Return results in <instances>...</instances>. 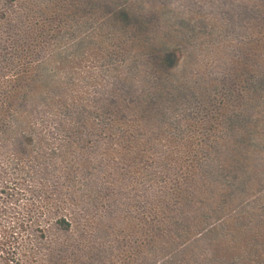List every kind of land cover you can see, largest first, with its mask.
I'll return each mask as SVG.
<instances>
[{
    "label": "rangeland",
    "instance_id": "374dc122",
    "mask_svg": "<svg viewBox=\"0 0 264 264\" xmlns=\"http://www.w3.org/2000/svg\"><path fill=\"white\" fill-rule=\"evenodd\" d=\"M263 7L264 0H0V101L7 103L0 118V236L12 231L24 241L22 264L47 255L44 240L71 236L56 221L69 219L72 190L78 199L94 198L95 191L91 195L80 183L90 175L101 179L97 162L104 140L99 133L114 128L111 134L125 141L111 119L146 129L133 134L136 143L158 145L146 151L150 159L144 166L141 153L122 152L134 163L130 170L115 162L123 183H97L96 193L112 199L103 210L114 199L133 200L132 210L123 208L117 216L142 232L137 212L145 206L151 213L146 203L150 197L157 200L163 183L152 178L162 163L161 149L177 146L168 141L178 143L188 121L204 124L218 112L225 114L212 150L202 153L198 160L203 162L196 165L198 185H213L212 191L221 194L212 203L216 210L196 207L194 218L205 223L202 230L173 243L150 244L143 237L138 246L132 238H104L102 253L90 263L264 264ZM168 53L182 59L173 69L156 68L158 58ZM58 121L65 132L64 125L53 131ZM234 132V140L226 138ZM241 142L248 149L238 165L224 153ZM225 159L228 166L222 164ZM213 162L219 166L214 173ZM138 194L137 204L133 195ZM73 210L86 226L83 213ZM185 218L190 216L177 215L170 222L173 235L177 229L187 231ZM108 225L105 232L123 236L114 232L117 225ZM135 246L139 254L132 261L127 251Z\"/></svg>",
    "mask_w": 264,
    "mask_h": 264
},
{
    "label": "trees",
    "instance_id": "16d2710c",
    "mask_svg": "<svg viewBox=\"0 0 264 264\" xmlns=\"http://www.w3.org/2000/svg\"><path fill=\"white\" fill-rule=\"evenodd\" d=\"M262 34H264V28H262ZM262 37H264V35ZM181 59L182 55L176 56L173 53L162 55L158 58L156 68L160 67L173 69ZM13 86V91H16L18 87L15 84ZM19 105L24 106L27 104L21 102ZM225 105L226 104H224L223 108ZM5 106H7V103L5 101H0V118L3 117L1 111L4 110L3 107ZM11 106V110L16 107L13 103ZM29 113H35V110L30 109ZM224 114L225 113L218 112L217 117L207 119L204 124L188 121V123L184 125L185 133L182 134V139L178 143H175V141L171 139L168 141L169 145L176 144L177 146L170 149H168V147H163L161 149L162 155L160 159L162 160V163L159 164L160 167L158 175H156V173L153 177H151L156 180L159 179V182L163 183H159L160 187L157 189L158 192L156 193L157 200H153V197H150L151 201L146 203V207L151 213L145 212V206L143 209L141 208L140 212H137V215L140 214V217H142V219L140 218L137 220L139 226L143 227L142 232H139L137 225L133 226L128 218L123 219L117 216L123 208L131 211V204L133 203V200L128 199V201H125L126 199L120 200L121 198H117L113 200L114 204L110 203L111 207H109V209L103 210L101 207L105 205V202L112 201V199L109 197L103 198L96 193L99 187V184L97 183H101L104 186L115 182L120 184L123 183V180L118 178V167L115 162L118 160L122 161L125 164V167L130 170L134 168V163L131 158L123 157L121 155L122 152L126 150L130 153V155L141 153L139 163L144 166L143 163L150 159L146 151L154 152V149L158 145L152 141L148 142L144 140L140 144L136 143L134 141L133 134L138 133V128H141L143 132H145L146 129L142 128V126L139 127L138 125L136 127L137 129L130 125H123L116 117L115 121L111 119L110 122H112V126L115 125L122 129L125 141H119L118 137L111 134V131L114 128L108 127V129L99 133L104 140L101 144L102 148L100 149V159L97 162L99 166L97 175L101 179H96L94 177L91 178L90 175L88 181H82L80 183L84 187L88 188L91 195H93V192L95 191L94 198H92L93 200H87L86 198L78 199L75 191L72 190L68 195L71 199L70 207L72 209L69 219L66 216H61L58 217V220L56 221L59 229L64 234H71V236H69L67 241L54 242L55 240H44L42 245L45 246V249H47V255H44V257H31L30 262L34 261L35 264H93L90 262L98 260L94 258V256L96 257V254L102 253L101 246L103 244L101 241L104 238H110L112 240H115L116 238L117 240H124L127 242L128 239L131 240L132 238L134 240V245L137 244L138 246L139 244L143 245V237H145L150 244H154L155 241L165 243L167 240L168 243H173L175 241H179V239L189 238L193 236V233L195 234V232L202 230L204 226L203 224L205 223H202V221H196L194 218L196 207L206 208L208 211L216 210L217 208H214L215 205L212 203L217 199L218 195L221 196V194H218V191L216 193L212 191L213 185H198L199 182L196 180V165L198 162H203L198 160L200 159L199 156L202 153L207 155L211 152V145L214 143L212 137L218 133L216 127L219 125V120H222ZM62 125L64 124L58 121L56 126L53 127V131L55 133L59 132V130L62 129ZM62 131L65 132V125L63 126ZM202 132H205V137L203 138L201 137L203 134ZM107 133L109 135H106ZM79 134L83 135L81 132ZM229 134L232 133H228L226 136L229 140L232 141L236 138L235 135H237V133L234 132L232 137ZM242 134L243 133L241 132V135ZM216 136L215 140L217 139ZM158 140L161 139L158 138ZM165 142L166 141L164 140L163 144H165ZM247 149L248 147L243 146V142H241L240 147L238 146L236 149L234 148L233 151H229L230 153L226 152L224 154H226L225 156L232 158V160H230L231 162L235 160L236 164L240 165L242 164L243 157L247 153ZM62 151H64V146H62ZM78 151L79 153L84 154L85 157H89L87 151L83 149H79ZM94 154H98V150H95ZM82 157L83 156L79 157L78 160V165L81 169L84 167V162L80 161ZM93 158H96V156ZM131 161L133 164H131ZM89 163L90 160L85 159V166L87 168ZM213 164L214 165L212 167L209 164V169L214 173L217 172L219 166L216 165V162H213ZM222 164L228 166L229 162L225 159L222 161ZM126 168H124V170H126ZM79 174L84 175V173ZM134 174L139 176L140 171H136ZM62 178L64 179V182H71L68 180L70 176L64 172ZM169 180H172V183H169ZM164 194L167 198L164 197ZM139 195L141 194H138V196L133 195L135 203H137L136 199L139 198ZM219 201L220 198L218 199V202ZM48 202L47 197L45 203L47 204ZM74 207L78 208L83 213V220L86 226L79 219L73 217ZM172 210L177 211L179 214L175 215ZM93 211L96 212V217L92 215ZM177 215L190 216L188 219H183L189 227L184 234L181 232L178 233L177 229L176 235H173L171 230L174 228L171 227L170 222H174L176 220L175 216ZM105 224H109L108 226L117 225L120 229H114V232H116V234L123 233V236L119 237V235H116L115 237L110 230L105 232L103 229ZM128 227H131V229H125ZM17 229L23 230V227L19 226ZM127 232L130 235H128ZM23 242L24 241L18 238L17 235H14L12 231L2 232V236H0V264H22L19 259V251L22 249L21 246L24 245ZM137 246L132 247L129 251H127L130 253L132 261L133 259H136L139 254L136 250Z\"/></svg>",
    "mask_w": 264,
    "mask_h": 264
}]
</instances>
